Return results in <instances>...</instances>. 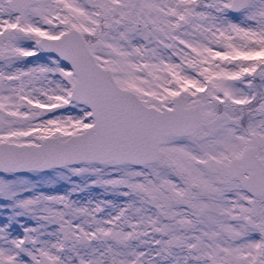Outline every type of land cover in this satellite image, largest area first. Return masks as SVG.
Listing matches in <instances>:
<instances>
[{"label":"snow or ice","instance_id":"6c2138e0","mask_svg":"<svg viewBox=\"0 0 264 264\" xmlns=\"http://www.w3.org/2000/svg\"><path fill=\"white\" fill-rule=\"evenodd\" d=\"M0 264H264V0H0Z\"/></svg>","mask_w":264,"mask_h":264}]
</instances>
